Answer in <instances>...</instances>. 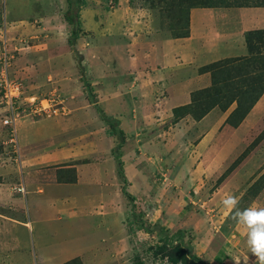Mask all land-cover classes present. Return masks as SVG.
I'll use <instances>...</instances> for the list:
<instances>
[{
    "label": "rangeland",
    "instance_id": "374dc122",
    "mask_svg": "<svg viewBox=\"0 0 264 264\" xmlns=\"http://www.w3.org/2000/svg\"><path fill=\"white\" fill-rule=\"evenodd\" d=\"M82 1V5H71L79 23V34L71 50L67 44L71 28L63 19L65 0H0V50L5 49L8 58L9 79L19 82L22 89V118L29 117V108L39 104L50 106L40 117L60 116L64 106L63 114L80 119L78 123L77 117L73 127L77 132L71 135L75 140L88 141L91 151L86 157L90 163L97 159L95 153L103 154L109 144L105 139H110L109 148L112 141L106 124L89 107L96 105L106 118L117 121L124 135L120 154L127 182L118 179L115 161L112 167L104 168L103 175L100 172V178L109 186L99 188V200L88 215L73 220V238L79 242L70 246L84 251L79 257L55 259L52 252L58 250V242L37 253L28 229L12 226L9 220L26 221L24 209L17 213L3 204L0 264H131L135 258L143 264H168L148 250L158 243V237L139 230V223L146 227L157 224L168 235L184 231L183 241L189 237L191 253L205 264H254L249 249L235 240L229 241L231 234L240 236L244 232L241 227L239 232H230L237 224L221 201L234 194L239 201L237 208L247 209L254 200L252 192L264 185V102L258 104L244 125L240 123L248 113L231 126L238 121L246 103L241 92L255 86L251 78L260 77L259 86L264 83V66L260 63L264 48L260 49L261 56L255 50L248 51L242 26L248 15L246 10L261 8L252 7L258 0H248V8H214L220 11L216 23L219 33H237L243 48L238 52L240 57L231 55L236 61L226 67L241 66L234 68L226 81L213 67L209 82L198 83L191 91L190 114L185 115L183 110H178L177 115L171 112L174 104L169 102L174 99L162 84V66L153 61L159 52L156 54L147 46L153 48L162 38L187 32L189 12L198 9L192 6L200 0H184L181 6H176L179 0ZM209 21L210 18L201 19L200 24L210 25ZM157 47L159 43L156 50ZM252 58L255 61L245 60ZM208 69L209 65L205 70ZM83 82L94 97V105L87 101ZM231 99L240 100L239 110H235L236 102L223 108ZM260 99L264 101V91L254 104ZM53 109L58 113H51ZM186 115L189 118L182 120ZM226 125L232 131L224 132ZM204 133H209L215 142L208 146L212 150L209 162L205 161L202 148H196L197 139ZM6 139L5 128L0 125V166L4 169L0 171V183L13 193L11 184L16 181L9 167L13 163L12 149L1 144ZM228 140L233 141L230 146H226ZM109 155L113 158L111 149ZM208 170L210 176L205 174ZM122 189L132 200L121 193ZM106 190L110 192L109 199ZM255 203L264 208V192Z\"/></svg>",
    "mask_w": 264,
    "mask_h": 264
},
{
    "label": "crops",
    "instance_id": "0c3cea01",
    "mask_svg": "<svg viewBox=\"0 0 264 264\" xmlns=\"http://www.w3.org/2000/svg\"><path fill=\"white\" fill-rule=\"evenodd\" d=\"M246 11L248 15L245 16L246 20L242 22L244 32L264 30V8H250ZM219 12V9L214 8L191 9L186 37L162 38L154 43V49L149 45L147 46L156 54L159 52V55L157 54L153 61L159 62V65L162 66L160 70V74L164 75L162 84L166 86L168 92L172 95L171 98L174 99V101L169 102L172 105L174 104L172 109L189 104L190 93L199 86L198 83L204 85L205 82H209V72L205 70L206 66L231 59L233 57L231 55L236 54L237 56L238 52L243 50L237 33L233 32L232 35L226 34V32L219 33L216 24L219 22ZM204 18L207 20L210 18V25L205 23L206 25L201 26V19L205 20ZM158 43L160 47H157L158 50H156L155 46ZM147 48L144 47V49ZM238 56L240 57V55ZM149 61L152 60L149 59ZM69 82L71 81L69 80ZM177 89L179 90L175 94L174 92ZM263 102L260 99L253 105L246 118L240 123L241 126L245 124L246 119L251 116L250 114L255 112L258 104ZM61 108L65 112V107L61 106ZM89 108L94 111L92 106ZM87 110L83 112L86 114ZM56 112L58 113V111ZM67 112L69 114V110ZM63 113H59L60 116H42L43 118L40 116L24 117L16 122L19 160L16 162L13 155L11 158L13 163L9 167H12L11 174H13L12 176L16 181L11 184L14 187L13 189L21 185L24 189L23 194H19L13 189V193L6 191L3 188L4 184L0 183V205L2 206L0 208H3V204L6 203V206L10 205L17 213H21V209H24V214L26 212L25 215L28 216L27 220L23 222L17 218L9 219L12 221V226H21L28 229L30 236H33V247L36 248L37 253L42 249H46L51 243L58 242V250L52 252L57 260L68 256V258L79 257L80 253L84 252L81 248L76 247V242L79 241L73 238V220L76 217L81 219L84 214L90 213L94 204H97L99 188L109 186L106 181H103V178H100V172L103 175L104 168L112 167L114 162L109 155L111 147L109 148L110 139L107 138L105 140H109V144L103 154L100 151L97 154L95 153L97 159L90 163L86 157L91 151L88 141L75 140L71 135L72 132H77L73 127H76L78 116H67ZM187 118H189L188 115L182 120H187ZM228 129L232 131L227 125L223 128V131L225 132ZM205 134L197 139L199 141L196 142V148L198 146L202 148L205 161L209 162L212 151L210 147L215 142L208 137L209 133ZM219 139L217 138V143H220ZM232 142V140H228L225 144L230 146ZM1 144L3 146L8 145L6 140L1 141ZM209 145L211 146L208 147ZM99 154L102 159L98 156ZM119 160L123 169L121 154ZM99 167H102L103 170ZM2 170L4 169L0 166V171ZM210 171L208 170L205 174L210 176ZM99 182H103V184L101 185ZM106 192V198L109 199L108 193L110 192L108 190ZM263 192L264 185L252 192V199L254 200L251 207L261 208L259 204L255 203V200ZM5 194H12V196L6 197ZM5 224H8V222H5ZM235 230L239 232L241 228L234 226L230 232H235ZM205 231L207 230L205 229ZM243 232L240 236L231 234L229 241L235 240L242 248L244 246L249 249L247 234L244 230ZM71 244L76 246H70ZM203 244H205V241ZM241 253L242 251H240ZM249 253L253 256L251 251ZM194 255L197 256L195 253ZM216 260L218 262V258ZM253 260H256V257Z\"/></svg>",
    "mask_w": 264,
    "mask_h": 264
},
{
    "label": "trees",
    "instance_id": "16d2710c",
    "mask_svg": "<svg viewBox=\"0 0 264 264\" xmlns=\"http://www.w3.org/2000/svg\"><path fill=\"white\" fill-rule=\"evenodd\" d=\"M179 1L180 3L176 2V6H181L184 2V0H179ZM66 3H67V9L63 15V19L66 22V24L71 28V31L68 36L67 44L69 48L73 50L75 39L76 37H78V34H79V23H78L77 16H75V13L72 12L71 5L72 4L82 5L83 1L82 0H66ZM247 5H248V0L247 2L246 1L243 2L242 0H200V1H197V3H194L192 8L211 9V8H222V7L223 8H229V7L248 8L250 7ZM252 7L264 8V0H261V1L258 0L257 2H253ZM185 14L187 15V11L185 12ZM187 26H186V29H187ZM186 35H187V32L181 35L176 34L172 38H182V37H186ZM244 42H245V45L248 51L251 52L252 50H255L256 54L261 56L260 49L264 48V30L247 32L244 36ZM245 60L246 62L255 61L254 58H252L251 60L250 59H245ZM257 60H259V57L256 58V61ZM234 61L236 60L226 59L223 61L212 63L211 65H209V69L207 70V72H210V75L212 76L213 74L212 70H213V67H215L216 70L219 71V73L221 72V74L223 75V78H225L223 80L226 81L227 79H230L232 77L231 74L233 73L234 68H240L239 66H241V64H239V66L237 65V67L232 66V65L229 66L230 68L226 67L228 65L227 63L234 62ZM262 61L263 63L261 61L260 63L262 66H264V57L262 58ZM80 79L81 81H83L82 77H80ZM260 79H261L260 77L259 78L255 77V79L252 77L251 81L254 82L255 86H251L250 88L248 87L247 89L245 88L244 91L241 92V94H243V98H245L246 103H245V106L240 111V113L238 114V121L235 124H232L231 126H236L241 120H243V118L246 116L250 108L253 106L254 102L257 100L258 96H260L261 93L264 91V83L261 86L258 85L260 83ZM83 86L85 88L84 93H87L88 103H91L92 105H94L96 102L93 100L94 98L93 95H89L90 91L84 82H83ZM256 89H258V91H255ZM254 93L256 94L252 95ZM232 102L237 103V107L235 110H239V107H240L239 99L238 101L236 99H231V101H228L227 105H225L223 108H227L228 105ZM189 105L190 104L173 108L171 112L174 115L175 114L177 115L178 110H181V111L183 110L184 115L190 114L188 112ZM94 106L93 108L95 109L96 113H98L101 120L106 124L107 130L109 132V135L112 141L111 153L113 155V160L116 163V175L122 183H126V180L122 172L121 162L119 160L120 148L124 140L123 139L124 135L122 131L117 127V121L115 119L106 118L105 115L100 111V109L96 107V105ZM121 193L127 198H129V200H132V197L128 193L124 192L123 189ZM137 228L139 230H142L145 234L154 233L158 237V243H156L154 246H150L148 250L152 251L153 256H160L161 259H165L168 264H205L201 259H199L198 257H196L195 255L191 253V249L188 246V244L190 243L189 237L186 239V241H183L184 231L178 230L175 233L168 235L167 231L163 229L162 227H159L157 224L146 227L144 223H139ZM131 264H143V263L139 258H135L134 260H132Z\"/></svg>",
    "mask_w": 264,
    "mask_h": 264
},
{
    "label": "built area",
    "instance_id": "2783aa9c",
    "mask_svg": "<svg viewBox=\"0 0 264 264\" xmlns=\"http://www.w3.org/2000/svg\"><path fill=\"white\" fill-rule=\"evenodd\" d=\"M7 61L5 49L0 50V125L5 128L6 131V143L10 145L14 159L19 160L18 146L16 140V122L22 118V105L19 103V96L22 93V89L19 82L9 79L7 74ZM31 98V97H30ZM35 108H29L26 113L29 117H39L47 112L50 106L43 107L33 106ZM37 107V108H36ZM57 110L53 109L51 113H55ZM40 112L42 114H40ZM24 117V116H23ZM17 193H22V186L19 185L13 189Z\"/></svg>",
    "mask_w": 264,
    "mask_h": 264
},
{
    "label": "clouds",
    "instance_id": "9594fccd",
    "mask_svg": "<svg viewBox=\"0 0 264 264\" xmlns=\"http://www.w3.org/2000/svg\"><path fill=\"white\" fill-rule=\"evenodd\" d=\"M238 199L234 194L227 195L222 201L225 210L232 213L237 226L247 234L248 247L256 257L254 264H264V208H237Z\"/></svg>",
    "mask_w": 264,
    "mask_h": 264
}]
</instances>
